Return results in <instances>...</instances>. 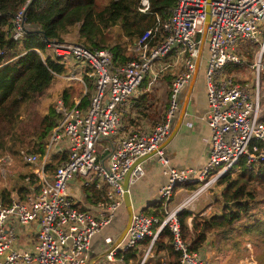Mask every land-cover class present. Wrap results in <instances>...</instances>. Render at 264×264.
Segmentation results:
<instances>
[{"label": "built area", "instance_id": "1", "mask_svg": "<svg viewBox=\"0 0 264 264\" xmlns=\"http://www.w3.org/2000/svg\"><path fill=\"white\" fill-rule=\"evenodd\" d=\"M205 6L206 0H176L166 18L156 16L153 26L139 35L130 47L131 58L117 65L108 48L89 49L64 39L48 45L51 54L60 57L69 71V80H77L78 73L80 82L84 84V76H88L92 86L85 107L81 106V99L71 107L62 98L56 100L54 109L63 118L53 128L43 155L20 152L22 162L33 167L38 189L26 198L16 192H11L8 201L0 196V264H87L93 236L110 224L123 206L124 175L135 161L153 151L167 176L160 188L162 217L133 213L119 243L106 238L109 247L105 258L112 261L117 252H125L150 237L138 263L144 264L156 237L168 227L173 249L179 254L177 264H213L190 250L178 212L240 160L251 169L264 165V114L260 101L264 0H210L207 23ZM138 10L148 13L150 0H141ZM5 31L13 40L23 36L24 7L12 17ZM201 45L207 52L204 58L207 109L203 118L209 129L210 147L206 163L196 172L170 166L159 147L170 132L181 91L192 78L197 60L203 58ZM244 45L252 49V81L232 73L246 64L237 52ZM165 72L171 73V79L167 108L160 120L150 129L124 132L125 104L139 93L148 77L150 85ZM100 142L106 143L102 150ZM56 148L65 156L49 175L45 166ZM6 160L0 158L2 162L7 163ZM141 163L133 168L130 183L143 175ZM77 176L82 177L84 186L104 188L92 212L78 208L68 189L69 182ZM25 181H29V176ZM187 183L196 184V188L171 207L175 187ZM16 226H36L31 236L27 232L28 240H32L28 249L16 247Z\"/></svg>", "mask_w": 264, "mask_h": 264}, {"label": "trees", "instance_id": "2", "mask_svg": "<svg viewBox=\"0 0 264 264\" xmlns=\"http://www.w3.org/2000/svg\"><path fill=\"white\" fill-rule=\"evenodd\" d=\"M140 1L105 0L99 5L98 0H0V155L20 158L21 150L43 155L53 128L63 118L54 109L56 100L50 101L44 111L31 107L34 100L45 95L55 81V75L65 73L60 57L51 54L48 45L75 33L73 42L89 49L108 48L112 51L115 65L124 63L132 56L127 46H132L144 30L153 26L156 16L166 18L176 2L150 0V11L141 13L138 10ZM23 7L25 32L20 39L13 40L5 30L12 17ZM162 78L170 85V72H165ZM84 79L91 83L87 76ZM145 84H148L147 80ZM70 87H64L57 95V99L62 98L67 107L75 103L70 100ZM88 95L89 92L82 97L81 106L87 105ZM54 154L61 159L65 156L59 152ZM58 155H52V160L46 164L49 174L60 164ZM20 174L10 188L0 190V196L6 201L12 191L26 198L38 189L33 174ZM26 176H29V181H25ZM217 183L224 185L218 201L220 211L201 219L198 232L192 236L190 250L201 248L211 235L215 246L219 247L236 237L253 233L260 248L257 263L264 264V165L251 169L245 166L242 159ZM193 187L192 190L196 185ZM85 188L91 190L92 199L101 198L103 190L96 189L94 185ZM143 213L161 218V202L152 212ZM191 214L187 208L178 212L183 235ZM197 225L193 224V228L197 229ZM172 238L169 228L165 227L151 248L155 256L161 251L171 255V259L164 264H177L179 261ZM150 240V237H146L138 245L147 247ZM136 246L125 252H117V257L123 253L126 261H137L142 251ZM151 261L158 262L156 259Z\"/></svg>", "mask_w": 264, "mask_h": 264}, {"label": "crops", "instance_id": "3", "mask_svg": "<svg viewBox=\"0 0 264 264\" xmlns=\"http://www.w3.org/2000/svg\"><path fill=\"white\" fill-rule=\"evenodd\" d=\"M262 30H264V22L262 24ZM74 37L75 33L67 34L64 36V40H71V38L75 39ZM203 51L204 49L202 47V56ZM251 55L252 49L250 48L248 50V53L243 56L246 60V64L232 71L235 77L240 78L237 76V72L245 70L250 72V64L252 62ZM202 59L197 60L196 70L192 78L181 91L179 97L180 106L173 118L170 132L162 143L164 145V154L168 158L170 166L176 169L188 168L190 170H195L196 172H198L200 168L206 163L210 147L209 129L203 118L204 113L207 109V98L204 77L205 63L203 64V69H199ZM68 73L69 71L65 68V73L55 75V81L59 79L65 80L67 81V86L69 87L72 80H69L67 78ZM80 76L81 75H79L78 73L76 74V81L80 82L78 80ZM74 80L75 79H73V81ZM162 81L164 80L161 77L153 84H145V86L143 85V82L139 93L133 95L127 102V104H125L122 116L124 132L130 131L135 128L150 129L156 122L160 120L161 115L167 108L166 105L168 101L169 92V87H167L165 90L157 89L162 83ZM165 83L166 86H169V82ZM177 124V131L173 134V129ZM57 152L63 154L62 151L56 148L49 155L47 164L52 160V155H58L54 154ZM0 158L4 160H6V158L8 159L6 160L7 163L0 161V168H7L8 170L9 166L12 169L14 167V170L18 173V175L20 174V172H24V169L21 170L16 164L14 165L12 156L10 157L8 156V154H2L0 155ZM58 158L60 163L62 159L59 155ZM19 159L21 160V157ZM157 159L158 156L155 154L154 156H150L149 158L143 160L141 163L144 169L143 175L137 179H134L130 183V194L132 198V206L134 213L145 211L147 213H150L154 210V207L158 206L160 202V188L165 183L167 176L164 174V168L162 167V164H160ZM45 172L49 174L46 169V166ZM29 174H33L32 170L29 172ZM82 182V177L77 176L74 181L69 182L68 189L71 192L75 204L78 208L86 209L92 212L94 209L95 202L99 201L101 198L92 199L93 194L90 192L91 190L85 188L87 186H84ZM178 185L180 187H178L177 190V187L174 189L173 195L169 203L171 207H174L179 204V202L186 194H188L190 191L192 192V188H194L193 186H195L196 184L194 185L192 183H187ZM103 194L104 188L101 197L103 196ZM201 195L203 196V193ZM201 195L198 196V199ZM203 198L204 199L202 200H204V205L210 203L208 197L205 196ZM198 199L196 198V201L193 200L190 203L192 205L189 204L186 207L192 212L191 216L187 219V229L184 230V233H188V239L186 238L185 234L184 236L189 242V244H191L192 236L195 235L199 230L201 219L212 213L207 212V210H211V204H209L206 209L201 211L200 209L202 208H199V206H201V202H198ZM126 218L127 216L125 212V207L123 205L122 208L119 210L118 214H116L115 219L93 236L91 240L92 250L90 259L99 257L94 264H138L142 260L149 245L147 247H143L142 244H137L136 248L142 251V255L137 261H134L132 259L126 261L123 253L120 254L119 257H117L116 255L114 260L112 261H108L105 258V254L109 247V244L105 241L106 238H111L112 242H116L126 222ZM195 223H198L197 229L193 228V224ZM15 228L16 231H18L16 247L22 250L28 249L32 240H28L27 232L31 236L35 232L36 226H32L30 228L16 226ZM254 236L255 235L251 233L245 235L244 237L249 238ZM239 242L240 241H238V243ZM235 243H237V241ZM245 243L251 245L247 246L245 245ZM245 243L240 244V246L242 245L241 249L246 251L244 254H242L240 250H237L240 249V246L238 245L236 247L237 249L232 248L234 247V244L231 245V247H228L227 243L226 248L223 246L224 244H221L219 247H217L214 243L211 244L209 240L205 242L201 246V248L196 250V252L211 261L213 264H258L257 255L260 252V248L256 246L257 244H255V240L253 242L251 239H247ZM213 247H216V250ZM120 257L123 258L122 261L119 259ZM170 257L171 255H167L163 251L159 252L155 256L153 254V251L150 250L149 254L145 258L144 264H156L151 261L152 259H156V261L158 260L157 264H164V262L169 261L171 259Z\"/></svg>", "mask_w": 264, "mask_h": 264}, {"label": "rangeland", "instance_id": "4", "mask_svg": "<svg viewBox=\"0 0 264 264\" xmlns=\"http://www.w3.org/2000/svg\"><path fill=\"white\" fill-rule=\"evenodd\" d=\"M104 1L105 0H98L99 5L102 2H104ZM72 38H71V40L68 39V41H72L73 42L74 39H72ZM123 38H125V37L123 36ZM130 47H131V45L127 46V48L129 49L128 50L129 54L131 53ZM237 52L240 55L245 56V54L248 53V47L246 45H244V48L239 49V50L237 49ZM206 54H207V52H206V49L204 48L203 59H202V62L200 64V67H199L200 70L203 69L204 58L206 57ZM263 56H264V54H263ZM251 58H252V55H251ZM237 76L240 77V78H243V79H247L248 81H252L253 72L251 73V71L248 72L247 70H245V71L237 72ZM146 80L148 82L149 81V77ZM83 81H84L85 85L82 82H78L76 80H74V81L72 80V82L70 84V86H71L70 90L72 91V95H71L70 100H73V101L76 102L77 100L82 99V97L84 95H86L88 92L90 94V89H91V86H92V80L90 79V82H91L90 84L87 83L85 79H83ZM67 85H68V83L65 80H62V79L56 80L54 83H52L50 85V87L48 88V90L46 91L44 96H42L41 98H39L37 100H34L32 102L31 107L37 108V109H39L41 111H44L50 101L52 103L53 100H57L58 93L61 91L62 88H64V86L68 87ZM167 87L168 86H166V83L164 81H162V83L159 85V87L157 89L165 90ZM88 97H89V95H88ZM260 97H261L260 101H261L262 113L264 114V61H263V67H262V70H261V73H260ZM87 98H86V101L88 100ZM162 104H163V101H162ZM99 144H100V149L101 150L103 149V147L106 146L105 142H100ZM9 156H11V155H9ZM13 163H14V165L16 164L21 170L24 169V172H26L27 174L33 168L32 166H28V165L24 164L23 162H21L19 157L18 158H13ZM21 163H22V165H21ZM17 177H18V173L14 170V167L12 169L9 166L8 170H7V168H5V169L0 168V190H2L3 188H10V185L15 181V179ZM263 186H264V184H263ZM176 187L175 188L177 190L178 187H180V186L178 185ZM222 190H224V185L223 184L220 185V184H218L216 182L212 187H210L207 191H205V193H203V196L201 195L199 199L197 198L198 199L197 201L201 202L200 203L201 206H199V208H202V209H200V210L202 211V210L206 209L207 206L209 204H211L212 208H211V210H207L208 213L220 211L221 206L218 203V201L220 200V197L222 195ZM190 193H191V191L188 194H186L182 198V200H184L185 197L189 196ZM205 196L208 197V199L210 201V203L207 204V205H204V200H202V199H204L203 197H205ZM190 205H192V204H190ZM263 220H264V216H263ZM184 234H185L186 238L188 239V233L185 232ZM247 239H251L253 242L255 240V242H256L255 244H257V236L255 235L254 237H249V238L236 237V239L228 241L227 242V246L231 247V245H233L237 241V243L234 244V247H232V248H236L237 245L240 246V244H244ZM209 241L211 242V244L214 243L212 235L210 236ZM238 241H240V242L238 243ZM245 245L250 246L251 244L245 243ZM223 246L226 248V243H224ZM241 246H240V249H237V248L236 249L240 250V252L242 254H244L246 251L241 249ZM213 248L216 250V247H213Z\"/></svg>", "mask_w": 264, "mask_h": 264}, {"label": "water", "instance_id": "5", "mask_svg": "<svg viewBox=\"0 0 264 264\" xmlns=\"http://www.w3.org/2000/svg\"><path fill=\"white\" fill-rule=\"evenodd\" d=\"M209 4H210V0H206V6H205V12H206V17H205V22L207 23L208 19H209ZM203 47V45H201V48ZM177 128H178V124L175 126V128L173 129V134L177 131ZM164 145L161 144L159 149H163ZM155 151L151 152L150 154L142 157V158H139L137 161H135L131 167L128 169V171L126 172V174L124 175L123 177V180L121 182V186H122V189H123V205L125 207V212H126V222L123 226V229L122 231L120 232L117 240H116V243H119L123 236L126 234L129 226H130V223H131V219H132V215H133V206H132V198H131V194H130V181H129V177H130V174L133 170V168L135 167V165L140 162V161H143L147 158H149L150 156H154L155 155ZM99 258V257H98ZM98 258H91L89 260V262L87 264H94L95 261L98 259Z\"/></svg>", "mask_w": 264, "mask_h": 264}]
</instances>
